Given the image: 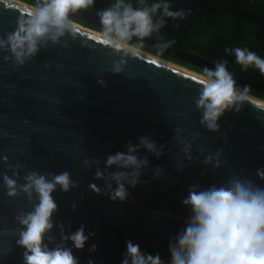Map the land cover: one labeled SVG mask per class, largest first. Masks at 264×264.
I'll return each mask as SVG.
<instances>
[{
  "label": "water",
  "instance_id": "1",
  "mask_svg": "<svg viewBox=\"0 0 264 264\" xmlns=\"http://www.w3.org/2000/svg\"><path fill=\"white\" fill-rule=\"evenodd\" d=\"M30 5L23 0H0V36L15 30L17 17L27 15ZM97 13L82 9L72 16L102 28ZM251 17L258 22L262 16ZM75 24V40L66 34L59 44L49 42L19 68L3 59L10 53L0 52V185L3 173L12 176L4 156L12 165H23L19 169L20 183L30 170L42 174L69 171L78 186L68 193L59 188L53 193L59 206L53 220L63 222L66 232H74L83 224L85 234L95 233L83 250L73 248L79 264H87L89 259L94 264H122L128 240L139 245L142 252L159 254L167 264L169 239L183 228L189 215L182 199L191 184L224 183L235 169L264 186V180L256 175L257 169L264 168V109L254 105L264 101L250 96L252 103L245 102L241 111H227L220 118V132H209L199 123L201 113L195 107L200 74L141 50L124 57V71L113 74V60L121 56L103 44L100 31ZM162 42L153 37L145 38L143 44L161 51L157 45ZM161 52L204 69L215 67V62L172 45ZM232 74L237 83L264 92V80ZM100 78L106 86L97 82ZM177 127L184 129L181 135L192 141L193 155L199 156V160L183 161L188 166L182 172L176 165L184 154L172 139ZM153 132L158 145L167 147L159 158L146 149L139 150L150 161L141 176L147 183L129 187L125 202H114L108 195L90 190L89 184L96 183L107 193L104 180L94 179L97 165L86 168L82 163L86 158L99 159L103 169L106 155L126 152L128 142L136 144L141 135ZM197 132L200 135L193 140ZM200 146L205 148L204 154L198 151ZM218 148L223 149L221 159L228 164L213 171L211 165L201 161ZM157 166L163 171L160 178L153 175ZM114 170L115 166L110 169ZM202 170L207 175L202 176ZM74 203L78 205L76 210L72 209ZM31 207L24 195L10 198L0 187V228H16L17 212ZM50 235L59 242V227H54ZM16 239L15 235H0V264H22L24 249L16 246ZM92 244L97 245L95 252L89 251Z\"/></svg>",
  "mask_w": 264,
  "mask_h": 264
},
{
  "label": "clouds",
  "instance_id": "2",
  "mask_svg": "<svg viewBox=\"0 0 264 264\" xmlns=\"http://www.w3.org/2000/svg\"><path fill=\"white\" fill-rule=\"evenodd\" d=\"M95 0H36L26 9L27 15H20L16 20L14 31L0 36V52L5 61L14 62L19 68L35 57L42 48L51 42L59 44L66 34L76 39L78 27L71 16L82 9L92 7ZM191 10H174L171 0H114L107 8L97 14L102 26L100 38L104 45L110 47L121 59L113 60L110 69L113 74H121L127 63L124 57L137 55L145 38L155 37L163 41L157 47L163 51L170 47L174 40H163L161 30L166 26L168 18L180 21L187 18ZM179 27L177 23L175 25ZM136 38L137 44L131 42ZM66 46V45H65ZM226 54H232L236 63L242 69H258L264 75V57L247 47L225 48ZM227 60L215 63L214 68H205L198 77L201 84L199 95L195 100V107L201 113L199 123L209 132H220L218 121L227 111H241L245 102L252 103L250 87L237 86V81L228 70ZM47 66V65H46ZM106 86L103 78L97 81ZM258 109H264V103L254 104ZM172 137L184 155L177 162L176 168L183 171L188 165L183 161L199 160L193 155V143L186 140L181 133L184 129H174ZM150 135H141L139 142H128L127 151L108 154L104 160V167H99L100 160L91 157L82 163L86 168L97 165L94 179L104 180L105 190L96 183H90L89 188L97 195H108L112 201L125 202L129 198V187L135 188L147 181L141 180L145 170L149 168L148 155H141L140 149L159 158L164 154L167 145L159 144ZM200 133L193 134L195 140ZM222 135H224L222 133ZM264 147V146H262ZM198 151L205 153L200 146ZM223 149H216L204 155L201 163L211 165L216 171L222 165L228 164L221 159ZM3 161L12 170V176L2 174L3 187L6 195L15 198L24 195L31 210H20L15 220L17 227L0 228V235H15L16 246L23 248L22 264H79V258L74 255L73 248L83 250L86 242L95 233H86L85 225H81L74 232L65 231V224H57L53 215L59 209L53 193L59 188L64 193L70 192L78 186V181L72 179L69 171L61 173L48 172L42 174L36 170L27 171L23 176V183L19 182V169L23 165H12L7 156ZM115 166L114 171L110 169ZM233 175L224 183L202 186L193 183L188 188V194L182 199L183 205L188 207L189 215L184 226L174 236L170 237L168 251L170 259L167 264H264V186L247 178L233 169ZM155 178H160L163 171L160 166L153 169ZM201 175H207L206 170ZM256 175L264 180V168L256 170ZM115 183V187H113ZM77 204L72 205L76 210ZM54 227H59L61 239L55 240ZM69 221L67 229H71ZM47 240V242H45ZM71 241V246L68 245ZM50 245H54L51 246ZM127 251L122 264H166L159 254L155 256L142 252L139 245L131 240L126 241ZM11 248H9V251ZM97 245L92 244L90 252H95ZM7 254V253H5ZM87 264H94L92 259Z\"/></svg>",
  "mask_w": 264,
  "mask_h": 264
},
{
  "label": "trees",
  "instance_id": "3",
  "mask_svg": "<svg viewBox=\"0 0 264 264\" xmlns=\"http://www.w3.org/2000/svg\"><path fill=\"white\" fill-rule=\"evenodd\" d=\"M24 1L32 4L36 2ZM132 2L135 5L136 0ZM151 2L153 0H149V3ZM112 3L114 0H95L94 5L88 9L99 12ZM171 6L174 10H191L184 20L175 21L168 18L166 26L161 30L165 40L175 41L172 46L199 54L215 63L227 60L228 70L241 78L264 80V75H261L258 69H242L241 65L236 63L234 55L226 54L224 51L226 47H247L255 52L257 50L264 52V26L251 17L264 14V0H171ZM71 19L95 29H102L82 18L71 16ZM177 23L179 27L175 26ZM131 43L135 45L137 41L133 40ZM141 48L201 73L204 72V68L172 57L152 45L142 44ZM237 86L242 88L245 85L237 83ZM249 94L264 99L263 91L251 87Z\"/></svg>",
  "mask_w": 264,
  "mask_h": 264
},
{
  "label": "bare ground",
  "instance_id": "4",
  "mask_svg": "<svg viewBox=\"0 0 264 264\" xmlns=\"http://www.w3.org/2000/svg\"><path fill=\"white\" fill-rule=\"evenodd\" d=\"M140 50L143 51V52H146V53H148V54H151V55H153V56H156V57H158V58H161V59H163V60H166V61H168V62H171V63H173V64H176V65H178V66H181V65H179V64H177V63H175V62H173V61H171V60H168V59H165V58H163V57H161V56H158V55H156V54L150 53V52H148V51H146V50H144V49H142V48H140ZM181 67L186 68V67H184V66H181ZM186 69H188V70H190V71H193V72H195V73H198L197 71H194V70H192V69H189V68H186ZM198 74L202 75L201 73H198ZM249 95H250V96H253V97H255V98H258V97L254 96V95H251V94H249ZM259 99L262 100V101H264V100L261 99V98H259Z\"/></svg>",
  "mask_w": 264,
  "mask_h": 264
},
{
  "label": "rangeland",
  "instance_id": "5",
  "mask_svg": "<svg viewBox=\"0 0 264 264\" xmlns=\"http://www.w3.org/2000/svg\"><path fill=\"white\" fill-rule=\"evenodd\" d=\"M24 1V0H23ZM25 2H27V3H29L28 1H25ZM29 4H32V3H29ZM73 20V19H72ZM73 21H75V20H73ZM75 22H77V21H75ZM77 23H79V22H77ZM81 24V23H80ZM83 25V24H82ZM86 26V25H85ZM87 27H89V26H87ZM89 28H92V27H89ZM92 29H94V30H98V31H100L101 32V30H99V29H95V28H92ZM134 45V44H133ZM141 48V47H140ZM143 49V48H142ZM145 50V49H144ZM147 51V50H146ZM148 52H150V51H148ZM150 53H152V52H150ZM153 54H155V53H153ZM157 55V54H156ZM158 56H160V55H158ZM163 58H165V57H163ZM165 59H167V58H165ZM168 60H170V59H168ZM172 61V60H171ZM173 62H175V61H173ZM175 63H177V62H175ZM177 64H179V63H177ZM179 65H181V66H184V65H182V64H179ZM184 67H186V66H184ZM186 68H188V67H186ZM189 69H191V68H189ZM192 70H194V69H192ZM195 71V70H194ZM198 73H200L199 71H197ZM202 74V73H201ZM252 95V94H251ZM256 96V95H255ZM258 97V96H257ZM260 98V97H259ZM258 98V99H259ZM261 99H263V98H261ZM264 100V99H263Z\"/></svg>",
  "mask_w": 264,
  "mask_h": 264
},
{
  "label": "flooded vegetation",
  "instance_id": "6",
  "mask_svg": "<svg viewBox=\"0 0 264 264\" xmlns=\"http://www.w3.org/2000/svg\"><path fill=\"white\" fill-rule=\"evenodd\" d=\"M261 19L258 21L261 25L264 26V14L261 15ZM260 17V16H259ZM258 54L261 56V57H264V52H261L260 50H257Z\"/></svg>",
  "mask_w": 264,
  "mask_h": 264
},
{
  "label": "snow or ice",
  "instance_id": "7",
  "mask_svg": "<svg viewBox=\"0 0 264 264\" xmlns=\"http://www.w3.org/2000/svg\"><path fill=\"white\" fill-rule=\"evenodd\" d=\"M193 79H195V77H193Z\"/></svg>",
  "mask_w": 264,
  "mask_h": 264
}]
</instances>
